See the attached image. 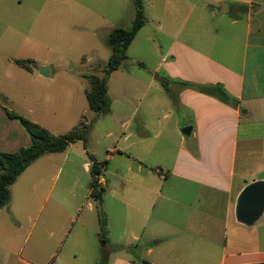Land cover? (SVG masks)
Masks as SVG:
<instances>
[{
	"label": "crops",
	"instance_id": "0c3cea01",
	"mask_svg": "<svg viewBox=\"0 0 264 264\" xmlns=\"http://www.w3.org/2000/svg\"><path fill=\"white\" fill-rule=\"evenodd\" d=\"M185 1L191 6L205 3L214 11H220L222 4H227V14L232 13V18L229 23L223 22L218 32L206 33V47L202 48L217 55L216 59L199 54L197 49L183 42L178 43L179 47L197 55L190 64L175 61L166 68L163 80L169 81L167 95L172 98L173 112L160 119L162 112L156 100L157 105L150 106L148 113L155 115V127L148 135L151 138L145 136L138 144H144L148 155L154 154L162 160L168 158L171 165L154 163L157 169L150 177L142 173V165L146 162L135 156L139 164L137 172L128 180L123 223L118 211L112 208L120 199L113 193L112 202L106 203L109 197L106 181L99 176L104 180L100 208L90 197V184L88 188V198L95 204L96 215L89 203L84 223L75 237L74 229L67 230L60 243L54 244V252L46 251L43 264H92L94 261H98L97 264H264V212L252 226L240 224L235 219L240 192L250 183L264 181V0ZM153 78L151 81L159 80L157 76ZM184 84L219 85L237 101L236 106L224 104ZM151 86L148 84L147 89ZM9 102L14 103L13 100ZM7 112L24 117L58 136L41 120L33 118L31 110L23 116L3 104L0 106V152L14 153L31 143L25 130L9 118ZM173 118L174 125L169 128ZM188 127L191 132L185 136L181 131ZM170 135L177 141L172 143L169 154L163 144L170 140ZM178 136H185L190 143ZM161 138L163 142H159ZM74 144L63 153L48 154L34 161L11 185L10 201L0 212L12 213L15 188L18 193L23 189L28 192L27 196H15L24 208L28 206L48 170L52 167L58 175L64 165L72 162L69 156ZM85 159L89 161L83 166L90 174L92 163L88 154ZM33 176L36 180H31ZM68 194L73 197L72 192ZM36 200L40 205L37 197ZM47 205V214L56 209L68 211L59 195L53 196V188L45 193L37 211L46 210ZM70 208V211L76 209L74 213L79 211L74 208V202ZM99 211L104 217V230L100 228ZM71 215L69 212L68 217L73 219ZM101 240L105 243L99 249ZM66 245L67 251L61 257ZM16 251L13 255L7 251L8 258L31 264L21 258L20 250ZM140 252L148 259L133 257ZM3 255L5 258L6 253Z\"/></svg>",
	"mask_w": 264,
	"mask_h": 264
},
{
	"label": "rangeland",
	"instance_id": "374dc122",
	"mask_svg": "<svg viewBox=\"0 0 264 264\" xmlns=\"http://www.w3.org/2000/svg\"><path fill=\"white\" fill-rule=\"evenodd\" d=\"M142 3L144 26L129 45L127 59L107 80L111 111L97 116L87 106L83 89L87 88L88 81L84 77L103 76L110 56L105 40L113 28L130 29L135 19L133 1L0 0V106L5 104L23 116L31 110L33 118L41 120L58 135L72 131L81 115L84 122H92L87 143L74 144L69 156L72 162L64 165L58 175L51 167L36 192L41 205L45 193L53 188V196L59 195L68 211L56 209L47 214L49 204L39 213L36 197L24 208L15 196H27L28 192L23 189L18 193L17 188L14 189L12 213L0 212V264H21L7 256V251L13 255L17 249L25 261L43 264L46 251L54 252V244L60 243L67 230L74 229L75 237L84 223L89 203L96 215L95 204L88 198L91 177L83 166L89 161L85 159L87 154L97 161H106L100 176L106 181V195L110 197L114 193L120 199L112 208L118 211L121 223L128 200V180L137 172L139 164L135 156L146 162L142 173L150 177L157 169L155 164L171 165L168 158L162 160L154 154L148 155L144 144H138L155 127V115L148 113L150 106L158 103L162 112L160 119L173 112L172 98L161 84L166 68L175 61L190 64L197 55L179 47L178 43L183 42L197 49L199 54L216 59L217 55L202 48L206 47V33L222 29L223 22L231 21L232 13L222 15L224 3L220 11L206 7L205 3L191 6L185 0H142ZM213 13L217 16L213 17ZM14 61L29 63L33 72ZM42 66L48 67V77L39 76L38 69ZM154 76L159 80L151 81ZM148 84L152 85L149 89ZM166 86L168 88L169 83ZM169 122L171 128L174 118ZM178 137L190 143L185 136ZM175 141L170 135V140L163 144L169 154ZM33 178L36 180V176L31 180ZM68 192H72V198ZM108 198L106 203H111L112 198ZM72 201L74 208H79L77 213L73 211L76 209L70 211ZM69 212L73 219L68 217ZM70 243L71 240L68 245ZM103 243L105 241L101 240L98 248ZM67 248V245L62 248L61 257ZM3 253H6L5 258ZM133 257L148 259L142 252Z\"/></svg>",
	"mask_w": 264,
	"mask_h": 264
},
{
	"label": "trees",
	"instance_id": "16d2710c",
	"mask_svg": "<svg viewBox=\"0 0 264 264\" xmlns=\"http://www.w3.org/2000/svg\"><path fill=\"white\" fill-rule=\"evenodd\" d=\"M135 6V19L130 29H122L120 27L113 28L106 40L105 44L109 48L110 56L103 68V76L97 75L85 76L88 86L85 89V98L89 110L95 115H107L111 111V101L108 97L107 80L109 76L119 69L122 62L127 59V49L136 37L137 33L143 28L145 23L142 0H132ZM15 63L27 71H31L29 63L24 61H15ZM169 81L162 80L161 84L168 92L166 84ZM197 91L212 96L220 102L236 106L237 101L227 95L219 85L200 86L187 85ZM9 118L16 120L25 130L30 138V145L20 148L14 153L0 152V210L6 207L10 201V187L15 183L17 178L37 159L48 154L63 153L71 144L82 142L87 143V137L90 132L92 122L81 121L72 131L62 135H53L45 128L39 126L30 120L18 116L14 113H8ZM91 161L90 167V197L98 202L100 208L103 188L98 189L96 186L97 177L101 175L102 169L106 166V161L97 162L94 157L89 155ZM99 224L101 230L105 228V221L101 211H99Z\"/></svg>",
	"mask_w": 264,
	"mask_h": 264
},
{
	"label": "water",
	"instance_id": "95a60500",
	"mask_svg": "<svg viewBox=\"0 0 264 264\" xmlns=\"http://www.w3.org/2000/svg\"><path fill=\"white\" fill-rule=\"evenodd\" d=\"M228 5L224 4L222 13L227 14ZM38 73L43 77L49 76V69L42 66ZM191 128L182 129L181 133L188 136ZM264 212V181L250 183L240 192L235 205V219L245 226H252Z\"/></svg>",
	"mask_w": 264,
	"mask_h": 264
},
{
	"label": "built area",
	"instance_id": "2783aa9c",
	"mask_svg": "<svg viewBox=\"0 0 264 264\" xmlns=\"http://www.w3.org/2000/svg\"><path fill=\"white\" fill-rule=\"evenodd\" d=\"M104 185V180L100 177H97L96 186L98 189L102 188Z\"/></svg>",
	"mask_w": 264,
	"mask_h": 264
}]
</instances>
